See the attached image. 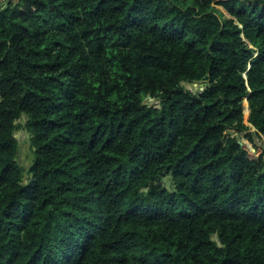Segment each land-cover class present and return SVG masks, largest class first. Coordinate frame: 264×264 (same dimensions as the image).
<instances>
[{
	"label": "trees",
	"instance_id": "trees-1",
	"mask_svg": "<svg viewBox=\"0 0 264 264\" xmlns=\"http://www.w3.org/2000/svg\"><path fill=\"white\" fill-rule=\"evenodd\" d=\"M0 1V264H264V0Z\"/></svg>",
	"mask_w": 264,
	"mask_h": 264
},
{
	"label": "rangeland",
	"instance_id": "rangeland-1",
	"mask_svg": "<svg viewBox=\"0 0 264 264\" xmlns=\"http://www.w3.org/2000/svg\"><path fill=\"white\" fill-rule=\"evenodd\" d=\"M217 1H222V0H217ZM4 4L5 2L0 1V7L3 6ZM217 7L225 14V16H228L227 13L220 6H217ZM202 87L203 85L201 84H195L194 86H188V88L193 89L194 91H197L201 89ZM244 113H245V121L246 123H248L249 110H248V107L246 106V102H245ZM26 121H27L26 117H22V119L19 121V124L21 125V127L16 136L19 141V154H18L17 161H18L20 168L22 169L25 184L31 181V174L29 173V170L32 167L34 163V159H35L34 152L30 145V136L24 128ZM166 185L169 187V182H167Z\"/></svg>",
	"mask_w": 264,
	"mask_h": 264
},
{
	"label": "water",
	"instance_id": "water-1",
	"mask_svg": "<svg viewBox=\"0 0 264 264\" xmlns=\"http://www.w3.org/2000/svg\"><path fill=\"white\" fill-rule=\"evenodd\" d=\"M247 107H248V103H247ZM248 110H249V108H248ZM249 115H250V111H249Z\"/></svg>",
	"mask_w": 264,
	"mask_h": 264
},
{
	"label": "bare ground",
	"instance_id": "bare-ground-1",
	"mask_svg": "<svg viewBox=\"0 0 264 264\" xmlns=\"http://www.w3.org/2000/svg\"><path fill=\"white\" fill-rule=\"evenodd\" d=\"M246 106H247V102H246ZM247 109V108H246Z\"/></svg>",
	"mask_w": 264,
	"mask_h": 264
}]
</instances>
